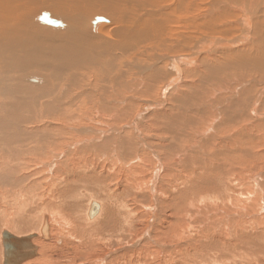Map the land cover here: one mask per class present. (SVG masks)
Segmentation results:
<instances>
[{
	"label": "rangeland",
	"instance_id": "374dc122",
	"mask_svg": "<svg viewBox=\"0 0 264 264\" xmlns=\"http://www.w3.org/2000/svg\"><path fill=\"white\" fill-rule=\"evenodd\" d=\"M208 37L213 39L224 38V36L218 38L211 35H208ZM224 46H219L220 48L211 46L210 51L217 54L221 51H231L243 45ZM230 46L232 48H229ZM145 49V56L144 54H134L131 62L126 59L118 61L119 63L115 61L111 65V69L108 66L101 67V65L98 71L101 79L100 84L99 82L96 83L97 77L95 78L94 75L96 70L93 71L94 69L89 66H79L77 71L73 69L74 74L80 75L81 80L84 79L82 80L83 85H81L82 81L80 85L73 84L71 81L72 84L67 87L66 94L61 86H56L54 90V96L56 97L55 99L51 98L53 102H59L62 107H67L65 109L68 111L64 112L67 113V115L65 114L68 117L67 121L66 119L61 120L62 113L57 109L51 110L50 108L49 111H45L40 109L43 106L40 107L38 104H34L30 108L34 112L30 110L22 115L26 121L22 123L16 121V125H12L14 129L15 127L17 129L15 130L16 139L18 136L27 138H19L20 141L17 139L15 146L13 142L5 143V146L2 143L4 147L0 146V152H2L0 153V159L4 160L1 158L3 153L8 154V156L9 153L13 154L12 157L9 156V159L13 160H10V163L6 162L11 168L7 169V172L8 170L10 172L15 170L12 178H19L14 179L15 182L10 179L12 185L19 182L14 189L12 185L1 184L0 182V193L4 195L0 194V233L5 229L17 236L38 233L42 216H48L50 219L48 231L51 234V239L48 241L39 239L41 244L39 240L34 242L38 246V255L32 259L35 264L36 262L37 264H264V100L261 98L264 99V71L251 69L245 64L238 65L241 69L235 64L232 68L230 67L232 64H226V66L225 64H211L208 70L203 69L204 67L201 64H197L198 60L204 53H210V51L199 50L202 53L198 56L196 63L191 64L192 66L190 64H179L181 70L179 81L171 84L164 95H160L158 91L162 86L163 77L159 79L158 74L154 75L153 77L156 80L159 79L156 84L155 82L153 84V81L147 83L144 80L145 75L147 76V74H144L146 72L143 69L144 67H137L136 64L146 67L152 64L151 69L153 68L154 71L162 64L164 66V62L156 63L154 54L152 56L154 50ZM182 53L186 52L183 51ZM181 65L182 67H180ZM195 65H199L200 71ZM113 67L115 73L114 71V74L108 73L112 71ZM189 67L192 68L189 70ZM108 68L109 71H107ZM212 71H215V73H212ZM139 72L142 75L139 76ZM89 73H91L90 76ZM100 73L105 74L104 77ZM66 74H62L61 77H65ZM128 74L132 75L129 76ZM212 74L213 76H211ZM256 76L260 77V80ZM169 77L171 78L170 81L174 79V76L173 78L171 75ZM69 78L72 79V77ZM136 78L138 81H134ZM223 79L225 80L222 81ZM85 80L87 82H84ZM107 81L113 83L109 84ZM159 83L160 86L158 87ZM233 83L235 84L233 85ZM191 84L194 85L191 86ZM72 85L73 87L76 86L73 88ZM133 86L139 90H136ZM58 87L60 88L58 89ZM144 87L147 89L146 92ZM211 90L217 91L212 92ZM156 93L160 96H157ZM120 97L121 99H119ZM108 99L111 100L106 101ZM215 102H218V104ZM92 104H98L99 107L104 104L106 106L104 105L101 109L93 111L91 109ZM238 104L243 105V107L240 106L239 108ZM56 105L58 106V104ZM105 108L107 110L111 109L113 112L111 110L106 111ZM222 108H224V111ZM215 109H217V114ZM51 111H53L52 115L54 114V116L51 115ZM46 112H48V115L45 117ZM112 113L114 114L112 115ZM99 114H104L105 117ZM165 115L168 116L167 119ZM250 115H253V117ZM254 115H257L258 119ZM209 119L210 121H208ZM211 119L213 122H211ZM259 120L262 121L258 124ZM26 122L28 124L31 122V125ZM64 122L69 123L65 124ZM152 122L153 125H151ZM29 129L39 132L35 133ZM3 132V129H0V135ZM20 132L23 134L20 135ZM89 132L91 134H88ZM106 132L107 134H105ZM29 133L31 135L34 133L36 137L34 134L31 137ZM46 134L57 138L56 140L59 142L58 146L60 147L57 146L58 150L54 147V151L62 150V155H59V157L57 155L51 156L50 165L47 166V168L51 166L49 169L40 162L43 157L38 154L35 157L36 149L39 148L40 150L45 142ZM53 137L51 138L54 139ZM59 137L60 139H58ZM140 137L146 145H140ZM36 140L37 142H35ZM85 140H88V143ZM16 146H18L17 150L21 148L22 151H33V157L30 152L27 154L28 152L19 150L18 153L22 158H14ZM145 147L148 150H145ZM10 149L13 151H9ZM170 149L173 152H170ZM103 151L104 155L102 156ZM21 152L25 156H21ZM153 152L159 159L162 168L155 180V185L151 187L150 180L157 175V173H154L156 172L157 161L151 156ZM18 153L16 155L19 156ZM108 153L109 156L113 154L109 157L107 156ZM121 157L122 159H120ZM0 162L1 168L3 161L0 160ZM14 164H18L19 169ZM56 167H59L60 170L59 173L54 174L55 172L52 171ZM16 172L20 173L19 175L23 179ZM26 177L28 178L26 179ZM4 187H8L9 191L7 192L8 188L4 190ZM151 188L155 189L150 190ZM157 188L159 191L162 190L158 194L157 191L155 192ZM10 191L13 195L9 194ZM149 191H151V195ZM16 192H18L16 195L19 199L14 195ZM154 194L155 200L153 199ZM14 197L18 200V204L15 202ZM91 200L100 204L102 214L99 212V216L92 219L95 222L88 219V224H85L87 222L84 220L87 219L86 214ZM151 209H155L156 213L152 214ZM52 214H55V216ZM60 223L63 226L65 224L63 228L61 227L63 233L59 229ZM147 224H150L148 230L146 229ZM1 253L0 246V264H2Z\"/></svg>",
	"mask_w": 264,
	"mask_h": 264
},
{
	"label": "bare ground",
	"instance_id": "6f19581e",
	"mask_svg": "<svg viewBox=\"0 0 264 264\" xmlns=\"http://www.w3.org/2000/svg\"><path fill=\"white\" fill-rule=\"evenodd\" d=\"M197 34H199L200 37ZM201 34H204V35H201ZM235 34H236V36H234ZM208 35H211V36H214V37H218V38L219 37L222 38V36H224V38L223 39H220V38L219 39H215V38L213 39L212 37L211 38L208 37ZM224 45H226V46L227 45H234V47H235V45L236 46L237 45L238 46L239 45H243V46H240V47L235 48V49H233L231 51H228V52H222L220 50L221 52L217 53V54H214V53H212L210 51V47L211 46L213 48H216V47H219V46L221 47V46H224ZM145 48H147L148 50L149 49L154 50L153 51L154 53H152V56L154 54L156 63L164 62V66L162 64V66L160 65L161 67H159V68L157 67L154 71H153V68L151 69V67H153V66H151L152 64L151 65H147L149 67L143 66L141 64H139L140 66H138L136 64V66L137 67H142V68L144 67L143 69L146 71L144 74H147V76L145 75V79L144 80L147 83L150 82V81H153L152 83L154 84V82H155V84H156V82L160 78L163 77V81L161 83L162 86H160V83L158 85V87L160 86V88H159L160 92L158 91V93H160V95L161 94L164 95L167 92L166 90L168 89V87L171 86V84L179 81L178 79L180 78V75H181V70L179 68V64H190V65L193 64L194 65L196 63L195 61L197 60L198 56H200L201 53H202V52H199V50L205 51V52L206 51H210V53H204L201 56L200 60H198L197 64H201L204 67L203 69H207L208 70L210 68L211 64H213V65L214 64H217V65L218 64H225V66H226V64H229V65L232 64L230 66L231 68H232L233 64H235L237 66L238 65L240 66V64H242V65L245 64V65H247V67H250L251 69L254 68V70L257 69V70H260V71H264V0H0V129H3V131L5 132V133L4 132L1 133L2 135H0V141H1V145L0 146L1 147L3 145L5 146V143H8V142H13V144L15 146L16 145L15 141H17V139L20 141V139H23L25 137L24 135H23L24 137L21 136L23 138H20V136H18V138L16 139L17 135L15 133V130H17V129H16V127L14 129L13 128L14 126L12 127V125H16V121L21 122V123L26 121V119L24 120L22 115L27 113V112H29L31 110L30 108L34 104H38V106H40V107L43 106L44 108L42 107L40 109L45 110V111L46 110L49 111L50 108H51V110L57 109L59 112L62 113V115H61V113H59L61 115V120L62 119H64V120L66 119V121L68 120V117L65 116V114L67 115V113H64V112L68 111V110L65 109L67 107H62L61 103H59V102L58 103L53 102V99H55V97H56V96H54V93H55L54 90H55L56 86H61L63 88V92H65V94H66L67 90H68L67 87H70L71 84H72V83H70L71 81L73 82V84H79L80 85L81 81L84 80L83 78H82V80H81V78H79L80 75L77 76L76 74H74L72 72L73 69H74V71H77V67L86 65V67L89 66L90 68L94 69L93 71L96 70L95 71L96 73L94 75H95V78L97 77L96 78V83L98 84V82L101 80L100 76H99V72H98L100 70V66L101 65H102L101 67L108 66L111 69V65L114 64L115 61L116 62H118V61L120 62L121 60H125L126 59L127 61L131 62V61H133L131 58L134 56V54H139V55L144 54V56H145V54H146V49ZM224 48H225V46H224ZM229 48H232V47L230 46ZM134 50H136V51H134ZM183 51L186 52V53L187 52H190V53H187V55H185L186 53H182ZM159 52H161V53H159ZM179 53H182L183 55L179 54ZM150 55H151V53H150ZM136 61H137V59H136ZM144 61H146V60H144ZM149 61H151V60H149ZM211 62H213V63H211ZM183 66H185V65H183ZM186 66H188V65H186ZM195 66H193V67H195ZM198 66H196V67H198ZM115 67H116V65H115ZM180 67H182V65ZM212 67H215V66H212ZM230 67H227V68H230ZM75 68H76V70H75ZM109 68H108L107 71H109ZM191 68L189 67V70ZM199 68L200 67H198V69ZM113 69H114V67L112 68V71L111 72L109 71L108 73H110V74L113 73V71H114ZM239 69H241V68L239 67ZM87 70H86V72H88ZM102 70H103V68H102ZM247 70H248V68H247ZM90 71L92 72L91 69H90ZM120 71H121V69H120ZM151 71L154 74H151L152 73ZM199 71H200V69H199ZM215 71L217 72V70H215ZM215 71L214 72L212 71V73H215ZM251 71H253V70H251ZM102 72H104V71H102ZM191 72H190V74H191ZM204 72H206V71H204ZM208 72H207V74H208ZM223 72H221V73L223 74ZM114 73H115V71H114ZM185 73H186V71H185ZM197 73H198V71H197ZM219 73H220V71L218 72V74ZM62 74H66L65 77H61ZM90 74L91 73H89V76H90ZM157 74H158V78H159L158 80H156L153 77L154 75H157ZM104 75H102V76L104 77ZM131 75H129V76H131ZM140 75H142V74L140 73L139 76ZM170 75H171L172 78L174 76V79H172L171 81H170L171 78L169 77ZM196 75H198V74H196ZM240 75H241V73H240ZM87 76H88V74H87ZM111 76H113V75H111ZM211 76H213V74ZM243 76H244V74H243ZM247 76H249V75H247ZM251 76H253V75L251 74ZM69 77H72V79L69 78ZM109 77H110V75H109ZM195 77L197 78V76H195ZM221 77H223V76H221ZM229 77H231V76H229ZM205 78H207V77H205ZM224 78H226V77H224ZM257 78L259 79L260 77H257ZM136 79L134 81H138V79L137 80ZM232 79L234 80V78H232ZM224 80L225 79H223L222 81H224ZM112 81H113V78H112ZM129 81H130V79H129ZM139 81H141V80H139ZM169 81H170V83H168ZM84 82H87V81L85 80ZM107 82L109 83V81H107ZM111 83H113V82H110L109 84H111ZM128 83H131V82H128ZM228 83H230V82H228ZM254 83H255V81H254ZM99 84H100V82H99ZM114 84H115V82H114ZM114 84H112V85L114 86ZM234 84L235 83H233V85ZM81 85H83V81H82ZM84 85H86V84L84 83ZM94 85L96 86V84H94ZM133 85H134V83H133ZM186 85H187V83H186ZM193 85L191 84V86H193ZM201 85H202V83H201ZM227 85H229V84H227ZM72 87H73V85H72ZM133 87H135V86H133ZM202 87H203V85H202ZM59 88L60 87H58V89ZM118 88H119V86H118ZM121 89H123V88H121ZM137 89L138 88H136V90ZM144 89H146V88L144 87ZM84 90H85V88H84ZM103 90H104V88H103ZM241 90H242V88H241ZM122 91H124V90H122ZM133 91H134V88H133ZM146 91H147V89L145 90V92ZM211 91L212 92L213 91L216 92L217 90L216 91L215 90H211ZM249 91H251V90H249ZM249 91H246V92H249ZM125 92H126V90H125ZM103 93H106V92H103ZM113 93L111 94L112 96H113ZM134 93L137 94L138 92H134ZM184 93H186V92H184ZM223 93H225V92H223ZM233 93H234V91H233ZM123 94H125V93H123ZM142 94H143V92H142ZM217 94H219V93H217ZM240 94H241V92H240ZM242 94H243V92H242ZM244 94H246V93H244ZM85 95H87V94H85ZM156 95L158 96L159 94L156 93ZM229 95H230V93H229ZM89 96H90V94H89ZM115 96H117V95H115ZM210 96H211V92H210ZM210 96H208V97H210ZM242 96H244V95H242ZM263 96H264V94H263ZM137 97H138V95H137ZM51 98H53V99H51ZM60 98H62V97H60ZM63 98H66V97H63ZM71 98H72V96H71ZM128 98H129V96H128ZM163 98H164V96H163ZM214 98H215V96H214ZM220 98H221V96H220ZM261 98H262V100H264L263 97H261ZM119 99H121V97ZM144 99H146V98H144ZM56 100H58V99L56 98ZM109 100H111V99H108L106 101H109ZM61 101L63 102V100H61ZM117 101H119V100H117ZM100 102H102V101H100ZM137 102H138V100H137ZM218 102L217 103L215 102V103L218 104ZM245 102H246V100H245ZM245 102H244V104H245ZM123 103H122V107H123ZM204 103L206 104L205 101H204ZM209 103H211V102L209 101ZM215 103H214V105H215ZM242 103H243V100H242ZM56 104H58V106ZM98 104H94V105L92 104L93 107H91V109L93 111L94 110H99V109H101V107H103L105 105L104 104L103 106L99 107ZM86 105H87V103H86ZM221 105H223V104H221ZM250 105L252 106V104H250ZM238 106H239V108H240V106L243 107V105H239V104H238ZM22 107H24V108L22 109ZM112 107H114V106H112ZM228 107H230V106H228ZM219 108H221V107H219ZM222 109L224 111V108H222ZM253 109H254V107H253ZM110 110L106 109V111H110ZM152 110H153V108H152ZM218 110H220V109H218ZM31 111H33V110H31ZM52 112L53 111H51V115H52ZM254 112H252V113H254ZM261 112H262V110H261ZM215 113L216 114L218 113L217 109H215ZM88 114L90 115V113H88ZM113 114L114 113H112V115ZM119 114H121V113H119ZM233 114H232V116H233ZM47 115H48V112H46L45 117ZM99 115H101V114H99ZM102 115L104 116V114H102ZM202 115H203V113H202ZM52 116H54V114ZM90 116L92 117V115H90ZM254 116H257V115H254ZM165 117H166V115H165ZM167 117H166V119H167ZM251 117H253V115ZM255 118L258 119V116L255 117ZM109 120H111V119H109ZM220 120H218V121H220ZM30 121L32 122V120H30ZM46 121L48 122V120H46ZM89 121H91V120H89ZM208 121H210V119ZM261 121L259 120L258 124ZM18 122H17V124H19ZM31 122H29L30 125H31ZM37 122H39V121H37ZM153 122H152L151 125H153ZM211 122H213V120ZM26 123L28 124V122H26ZM64 123L66 124V123H69V122H64ZM48 124H50V123H48ZM220 124H222V123H220ZM227 124H229V123H227ZM60 126H62V125H60ZM101 126H102V123H101ZM6 127H8V128H6ZM205 127H207V126H205ZM170 129H172V128H170ZM29 130H32V132L34 131L33 129H29ZM134 130H137V129H134ZM250 130H252V129H250ZM40 131H41V129H40ZM25 132H27V131H25ZM25 132H24V134H25ZM36 132H39V131H36ZM44 132H46V131H44ZM90 132L88 134H91ZM114 132H115V130H114ZM117 132H119V130H117ZM243 132H244V130H243ZM60 133H62V132H60ZM22 134L23 133H21L20 135H22ZM33 134L32 135L30 134V136L32 137ZM105 134H107V132ZM261 134H262V131H261ZM43 136H45V135H43ZM35 137H36V135H35ZM39 137H41V136H39ZM51 137H53V136H51ZM51 137H50V134H46V137L44 139L45 142L43 141L44 144L43 145L41 144L42 146L40 147V150H39V148L36 149V151H37L36 154L34 153L35 157H36L37 154L39 156L43 157L40 162L42 163V165L45 164L46 168H47V166L50 165V160H51V156L52 155H55V156L57 155L58 157H59V155H62V150L61 149L59 150L60 152L58 151L59 153L56 152V150L54 151V147L57 148V146L59 145V142L56 140L57 138L53 137L54 139H52ZM25 138H27V137H25ZM95 138H96V136H95ZM159 138H160V135H159ZM58 139H60V137ZM26 140H28V139H26ZM38 140H40V139H38ZM33 141H34V139H33ZM85 141L87 142L88 140H85ZM139 141L141 143L140 145H146L144 143V140H142V138L139 139ZM35 142H37V140ZM172 142H175V141H172ZM261 142L262 141L260 140V143ZM2 143H3V145H2ZM38 143H40V142H38ZM167 143H169V142H167ZM92 144H94V143H92ZM30 145L31 144L29 142V146ZM16 147H17L16 148V150H17L18 146H16ZM35 147H37V146H35ZM58 147H60V146H58ZM117 148H119V147H117ZM129 148H131V147H129ZM19 150H21V148ZM19 150H17V153L19 152ZM57 150H58V148H57ZM121 150H123V149L121 148ZM145 150H148V149L146 148ZM9 151H11V149ZM15 151H14V155H15L14 158H16V159L17 158H22V157H20V153H18L19 154V156H18V155H16L17 153L15 154ZM30 151H22V152H28L27 154H29ZM106 151H107V149H106ZM171 151L172 150L170 149V152ZM22 152H21V156L24 155V153H22ZM111 152H113V151L111 150ZM0 153H2V152H0ZM32 153H33V151L30 152V154H32ZM126 153H127V151H126ZM126 153L124 152L125 155H126ZM133 153H134V151H133ZM154 153L155 152H153L151 156H153L155 158V160L157 161V166L155 167V169H156L155 171L156 172H154V173H157V175L154 174L155 176L154 177L152 176L153 178H151V180H150L151 187H153V185H155V180L158 177V175H159V173L161 171V168H162V165L160 164L159 159L157 158V156ZM112 154L110 156H112ZM103 155H104V151L102 152V156ZM9 156L12 157L13 154L9 153ZM9 156H8V154L6 155V154L3 153L1 158H3L4 160L0 159L1 161H3L2 164H1V168H0V182H1V184L2 183L3 184L7 183V184H9L11 186L12 183H11L10 179L13 181L14 179H19V178H17V177L14 178V179L12 178L13 177L12 175H13L15 170L14 171L11 170L12 173L9 170L7 172V169H11V168H9L10 166H8V164H6V162L10 163L11 159H9ZM107 156H109V153H108ZM32 157H33V154H32ZM65 159H67V158H65ZM120 159H122V157ZM61 162H63V161H61ZM116 162H117V160H116ZM21 163H22V161H21ZM155 164H156V162H155ZM208 165H209V163H208ZM7 166H8V168H7ZM14 166L17 167L18 164H14ZM90 166H92V165H90ZM49 168H47V169H49ZM56 169L52 171V172H55L54 174L59 173L60 168L56 167ZM19 174L20 173H17V175H19ZM23 175H24V173H23ZM15 176H16V174H15ZM21 178L23 179V177H21ZM27 178L28 177H26V179ZM100 178H102V177H100ZM14 182H15V180H14ZM17 183H19V182H17ZM17 183L15 185L18 186ZM66 184H67V181H66ZM66 184H65V186H66ZM9 185H3V186H9ZM15 185H12L13 189L15 188ZM7 188L8 187H4V190H6ZM59 188H61V187H59ZM154 189L155 188H151L150 190H154ZM0 190H1V188H0ZM19 190L20 189L18 188V191ZM8 191H9V188H8L7 192ZM160 191H162V190H160ZM160 191L158 190V188H157V190H155V192L157 194ZM3 192H5V191H3ZM95 192H97V191H95ZM149 192H150V195H151V191H149ZM17 193L18 192H16L14 195H16ZM0 194L3 195V193H0ZM9 194H12V192L10 191ZM16 197L18 198V195H16ZM16 197H14V199H16ZM154 198H155V194H154L153 199ZM157 200H159V199H157ZM17 201L18 200L16 199L15 202H17ZM258 201H259V199H258ZM21 202H23V201H21ZM92 203L97 204L98 205V209H97V214L94 217L91 218L88 215V212H89V209H90V206H91ZM17 204H18V202H17ZM51 204H52V201H51ZM40 207H38V208H40ZM100 209H101L100 204H98V202H96V201L94 202V201L91 200V202L89 204V207H88V210H87V214H86L87 219L84 220V221L87 222L88 219L90 221H94L92 219L97 217V216H99L98 214H99V212H101ZM151 213L155 214L156 210L155 209H151ZM7 214H9V213H7ZM101 214H102V212H101ZM52 215L55 216V214H52ZM42 217L43 218H42L41 226H40V228H38L39 229L38 233H33V234H36V236H35V238L32 239V243L36 246L37 249H38V246L36 245V243H34L35 241H38L39 239L40 240L42 239L41 241H43V240L48 241L49 239H51V234H50L49 231H48L47 237H44L43 235H41V228L43 227L45 222H46L48 227H49V224H50V222H49L50 219H49L48 216H47L48 218L46 216H44V215ZM60 217L62 218V216H60ZM3 218H5V217H3ZM33 219H31V220H33ZM53 221H54V219H53ZM3 222H4V220H3ZM56 223H58V222H56ZM62 223L59 224V226L61 225L59 227V229L63 233V230L61 229V227L63 228L65 226V224L63 226ZM85 224H88V222L85 223ZM32 225H33V223H32ZM19 226H20V224H19ZM149 227H150V224L148 225V227L146 229L148 230ZM10 228H12V227L10 226ZM5 230L10 232L7 229H5ZM5 230H3V231H5ZM48 230H49V228H48ZM56 230H57V228H56ZM3 231H1V233H0L1 234L0 235V244H1L0 246H1V249H2V253H1V255H2V263H3V259H4L3 236H2ZM40 240H39V242L41 244ZM58 241H60V240H58ZM37 255H38V253L35 255V257ZM32 259L24 262L23 264H35V262ZM36 264H37V262H36Z\"/></svg>",
	"mask_w": 264,
	"mask_h": 264
},
{
	"label": "water",
	"instance_id": "95a60500",
	"mask_svg": "<svg viewBox=\"0 0 264 264\" xmlns=\"http://www.w3.org/2000/svg\"><path fill=\"white\" fill-rule=\"evenodd\" d=\"M98 205L92 203L88 215L92 218L97 214ZM41 235L47 237L48 226L45 222L41 228ZM4 259L2 264H23L37 254V248L32 243L36 234L27 236H16L8 231H3Z\"/></svg>",
	"mask_w": 264,
	"mask_h": 264
}]
</instances>
